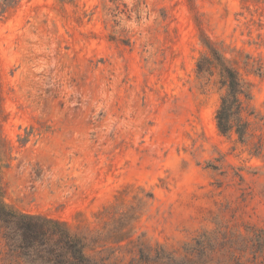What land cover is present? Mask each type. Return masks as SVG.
Wrapping results in <instances>:
<instances>
[{"label": "rangeland", "instance_id": "1", "mask_svg": "<svg viewBox=\"0 0 264 264\" xmlns=\"http://www.w3.org/2000/svg\"><path fill=\"white\" fill-rule=\"evenodd\" d=\"M206 39L252 84L247 143L217 128ZM0 186L90 230L126 212L134 240L179 252L263 227L264 0H23L0 18ZM0 264H16L1 236Z\"/></svg>", "mask_w": 264, "mask_h": 264}, {"label": "trees", "instance_id": "2", "mask_svg": "<svg viewBox=\"0 0 264 264\" xmlns=\"http://www.w3.org/2000/svg\"><path fill=\"white\" fill-rule=\"evenodd\" d=\"M22 1L0 0V18ZM203 44L207 53L197 61V72L211 74L217 69L218 83L223 89L215 112L217 128L223 135L234 132L240 142L247 143L253 136V124L262 120L251 104L252 84L212 41L206 39ZM257 70L261 75L262 71ZM261 148L260 138L254 144V152L260 154ZM132 218L125 212L112 225L106 223L100 229L90 230L18 210L4 201L0 186V236L16 264H264V226L247 225L246 233L219 226L204 231L179 252L165 244L134 240ZM122 219L127 222H121ZM129 246L136 251L127 261L116 256V252Z\"/></svg>", "mask_w": 264, "mask_h": 264}]
</instances>
